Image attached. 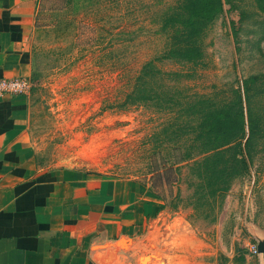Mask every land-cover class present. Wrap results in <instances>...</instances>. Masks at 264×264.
<instances>
[{"label":"rangeland","instance_id":"rangeland-1","mask_svg":"<svg viewBox=\"0 0 264 264\" xmlns=\"http://www.w3.org/2000/svg\"><path fill=\"white\" fill-rule=\"evenodd\" d=\"M179 1L37 0L28 43V140L43 168L145 182L152 158L159 170L160 157L170 164L176 144L170 129L185 120L176 105L172 110L163 105L162 86L174 92L179 107L196 99L219 105L238 90L245 118L249 110L254 125L247 172L230 184L219 206L194 210L192 153L178 167L173 197L160 200L137 236L136 250L120 259L260 264L249 249L264 239V0H223L221 13L199 40L203 60L189 67L192 77L150 78L158 98L130 104L127 95L145 63L185 72L156 60L168 42L162 20Z\"/></svg>","mask_w":264,"mask_h":264},{"label":"crops","instance_id":"crops-1","mask_svg":"<svg viewBox=\"0 0 264 264\" xmlns=\"http://www.w3.org/2000/svg\"><path fill=\"white\" fill-rule=\"evenodd\" d=\"M36 5L0 0V79L28 77ZM27 122L26 95L0 97V264H121L162 202L142 181L39 166ZM119 238L133 247L102 248Z\"/></svg>","mask_w":264,"mask_h":264},{"label":"trees","instance_id":"trees-1","mask_svg":"<svg viewBox=\"0 0 264 264\" xmlns=\"http://www.w3.org/2000/svg\"><path fill=\"white\" fill-rule=\"evenodd\" d=\"M223 0H180L162 20V30L167 32L168 42L158 61H167L182 71L164 72L157 69L152 61L145 63L139 70L134 84L127 95L130 104L146 103L155 97L154 89L148 85L150 78L172 80L189 79L192 71L189 67L199 65L203 60L200 38L213 19L221 13ZM177 80V79H176ZM172 89V88H171ZM156 90V89H155ZM159 88H158V90ZM158 92V93H159ZM163 105L181 111L185 120L170 129L175 143L170 150V164L165 165L160 157L161 167L154 158L149 162V176L142 181L161 201L173 197V185L179 181L178 167L192 158L190 171L196 180L191 195L193 209L219 206L230 184L247 172L249 147L254 134V125L249 110L243 108V97L234 91L229 101L215 105L209 100L196 99L193 102L179 103L169 87L161 88ZM247 100V95H244ZM163 106V107H164ZM186 129L184 134L177 132ZM188 137L182 143L180 137ZM186 142V143H185ZM164 188V191H158Z\"/></svg>","mask_w":264,"mask_h":264},{"label":"built area","instance_id":"built-area-1","mask_svg":"<svg viewBox=\"0 0 264 264\" xmlns=\"http://www.w3.org/2000/svg\"><path fill=\"white\" fill-rule=\"evenodd\" d=\"M29 82L27 78L16 77L9 79H0V97L8 96L11 98L21 97L27 94ZM249 253L257 255L255 246L249 249Z\"/></svg>","mask_w":264,"mask_h":264},{"label":"water","instance_id":"water-1","mask_svg":"<svg viewBox=\"0 0 264 264\" xmlns=\"http://www.w3.org/2000/svg\"><path fill=\"white\" fill-rule=\"evenodd\" d=\"M131 243L132 241L130 239L119 238L113 244H107L102 246V248L115 247L117 249L126 251L133 247ZM255 248L258 256L260 257V264H264V239L258 240L255 244ZM148 259L149 257H139L135 264H145Z\"/></svg>","mask_w":264,"mask_h":264}]
</instances>
